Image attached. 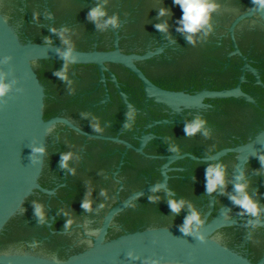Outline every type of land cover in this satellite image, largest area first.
I'll list each match as a JSON object with an SVG mask.
<instances>
[{
	"label": "flooded vegetation",
	"instance_id": "af4514ba",
	"mask_svg": "<svg viewBox=\"0 0 264 264\" xmlns=\"http://www.w3.org/2000/svg\"><path fill=\"white\" fill-rule=\"evenodd\" d=\"M142 1L137 5L132 0H15L12 23L24 42L54 40L79 51L118 50L138 56L134 64L163 90L193 95L240 85L253 101L241 95L204 96L194 105H173L148 94L142 80L119 62H104L102 69L94 63H74L67 70L68 80L56 75L65 61L34 62L45 92L44 118L60 117L68 123L56 121L46 135L39 184L52 193L35 189L0 234L1 241L17 231L23 233L18 253L66 259L83 251L118 205L108 221L106 239L147 228H181L189 205L200 214L202 225L227 200L241 148L264 132V36L245 48L239 31L250 19L262 24L259 18L252 15L235 25L236 50L229 27L246 10L241 0H237L243 5L239 12L225 22L210 21L211 35L193 36V40L185 32L154 26L147 35H138L147 22L141 18ZM146 1L153 9H180L173 0ZM97 4L105 6V20L118 18V26L99 28L88 19ZM65 28L68 31L61 37L58 33ZM129 111L138 117L130 130L126 127ZM196 118L207 122V135L203 130L192 136L185 133L186 125ZM97 123L102 131L94 127ZM173 147L179 151H172ZM67 152L73 156L65 169L60 159ZM262 155L246 159L240 174L262 209L260 215L251 216L233 202L225 219L234 223L218 227L211 236L251 262L264 264ZM220 162L226 168V185L223 191L208 193L206 169ZM156 187L160 190L153 192ZM150 196L159 199L152 201ZM169 198L186 202L179 213L170 210ZM86 199L92 201L91 210L81 206ZM36 204L43 207V221L35 214Z\"/></svg>",
	"mask_w": 264,
	"mask_h": 264
},
{
	"label": "water",
	"instance_id": "95a60500",
	"mask_svg": "<svg viewBox=\"0 0 264 264\" xmlns=\"http://www.w3.org/2000/svg\"><path fill=\"white\" fill-rule=\"evenodd\" d=\"M14 1L0 0V75L11 84L9 93L0 98V234L35 189L52 193L39 184L45 153H33L32 150L34 147L46 149V135L52 124L56 121L67 122L60 117L44 118L45 92L33 63L44 59L65 61L61 53L67 51L69 47L54 40L50 44L22 41L13 25L16 20ZM241 1L245 4L246 10L239 14L229 27L236 50L238 48L234 40V28L240 20L256 15L264 25V6L256 0ZM211 2L217 5L211 14V21L219 19L225 22L243 7L237 0ZM132 3L139 5L138 0H132ZM148 4L146 0L141 2L143 10L141 18L147 22L140 28L142 30L138 35H147V30L165 21L171 33L178 32L177 29L181 27L179 24L181 9L175 11L170 9L168 14L160 16V9L154 5L152 6L155 9L148 7ZM262 24L253 19L241 24L240 38L245 48L251 47L253 40L257 42L260 36H264ZM185 34L199 37L211 35L207 28L194 34ZM258 45L260 44L256 45L259 48ZM72 55L75 58L74 63H94L100 69L104 68V62L122 63L142 80L148 94L173 105H194L204 96L241 95L253 101L240 89V85L228 90L201 91L193 95L163 90L147 79L134 64L133 58H139L138 56L125 55L118 50L103 52L73 49ZM250 69L261 83L255 69L252 67ZM257 154H264V132L256 141L241 148L238 167L227 200L213 218L204 222L193 233L186 234L180 227L163 226L106 239L108 221L113 212L120 208L121 205H118L109 212L100 233L89 248L66 259L18 253L16 251L19 250V239L23 233L17 231L10 239L7 237L1 239L0 264H262V261L251 262L247 257L211 236L218 227L234 223L225 219L234 202L231 196L236 194L235 185L239 183L237 178L241 174L243 162Z\"/></svg>",
	"mask_w": 264,
	"mask_h": 264
},
{
	"label": "clouds",
	"instance_id": "9594fccd",
	"mask_svg": "<svg viewBox=\"0 0 264 264\" xmlns=\"http://www.w3.org/2000/svg\"><path fill=\"white\" fill-rule=\"evenodd\" d=\"M173 2L174 4L178 5L182 11V16L179 19V24L181 25V27L177 29L178 31L194 34L205 28H207V30L209 31L211 30V14L217 8V5L211 2V0H173ZM256 2L264 6V0H256ZM168 13L169 9L161 8L159 14L160 16H164ZM87 15L88 19L94 21L97 24V27L99 28H106L108 25H111L113 27L118 26V18L116 16L109 17L106 20L104 19V17L107 15V11L104 4H97L96 7L89 10ZM156 27L161 31H166L168 26L166 23H163L157 24ZM52 31L56 32L57 30L53 28ZM66 31H68V29L65 28L61 30L58 34L63 37ZM187 38L189 40H193L192 35H189ZM51 42V40H47V43L50 44ZM64 43L70 45V41H68L67 39L64 40ZM72 52L73 48L72 46H69L67 51L61 53V55L65 59V65L63 70L58 71L56 73V75L61 79H69L67 75V70L74 64L75 60L72 55ZM10 89L11 84L6 82L4 76L0 75V98L6 96L9 93ZM127 118L130 122L127 124L126 127L130 130L134 127L136 119H138V117L134 111H129L127 113ZM206 123L207 122L205 120L201 118H196L188 125H186L185 133L189 136H192L195 135L197 132L203 130L204 134L207 135V130L204 129V125ZM94 127H96L99 131L103 130L98 123L95 124ZM171 150L177 152L179 151L175 147H173ZM32 151L33 153H45L46 149L44 147H34ZM72 156L73 153L71 152L62 153L60 159V167L65 169L69 168V161L72 159ZM259 159L260 162L264 164V155L260 156ZM72 172L74 173L75 169H72ZM237 179L243 182L237 183L235 185L237 195L231 196V199L234 201L235 204L241 206L244 210H246L248 214L254 217H258L262 209L260 208L258 202L255 201L247 192V188L249 186L248 181L243 175L239 176ZM225 185L226 168L223 163L220 162L213 165H209L206 169V188L208 193H213L218 188L223 191ZM159 190V187L153 188V192H158ZM102 194L106 193L102 192ZM149 199L152 201H156L159 199V197L150 196ZM167 203L173 213H179L181 209L185 206L186 202L183 199L175 200L169 198ZM81 206L86 210H91L92 201L90 199H86ZM189 209V215L185 217L184 224L181 227V230L186 234L193 233L194 231L199 229L202 223L200 214L197 211L191 209V205H189ZM35 214L42 221L46 218L43 207L40 204L35 205ZM71 223L72 221L69 220L68 225H70ZM193 225H195V228L193 227ZM201 239H203V237H201Z\"/></svg>",
	"mask_w": 264,
	"mask_h": 264
}]
</instances>
